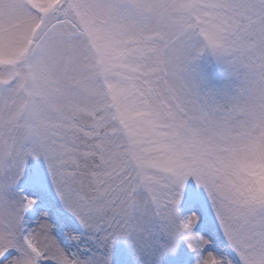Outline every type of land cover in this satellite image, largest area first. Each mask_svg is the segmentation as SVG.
I'll use <instances>...</instances> for the list:
<instances>
[{
    "label": "snow or ice",
    "instance_id": "obj_1",
    "mask_svg": "<svg viewBox=\"0 0 264 264\" xmlns=\"http://www.w3.org/2000/svg\"><path fill=\"white\" fill-rule=\"evenodd\" d=\"M0 264H264V0H0Z\"/></svg>",
    "mask_w": 264,
    "mask_h": 264
}]
</instances>
